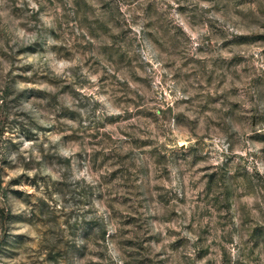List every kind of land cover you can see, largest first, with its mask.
Wrapping results in <instances>:
<instances>
[{
	"label": "rangeland",
	"instance_id": "rangeland-1",
	"mask_svg": "<svg viewBox=\"0 0 264 264\" xmlns=\"http://www.w3.org/2000/svg\"><path fill=\"white\" fill-rule=\"evenodd\" d=\"M0 264H264V0H0Z\"/></svg>",
	"mask_w": 264,
	"mask_h": 264
}]
</instances>
